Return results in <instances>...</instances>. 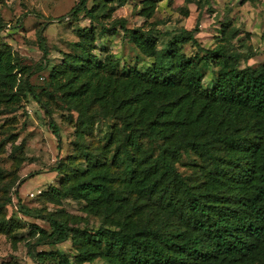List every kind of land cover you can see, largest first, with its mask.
Masks as SVG:
<instances>
[{
    "label": "rangeland",
    "instance_id": "obj_1",
    "mask_svg": "<svg viewBox=\"0 0 264 264\" xmlns=\"http://www.w3.org/2000/svg\"><path fill=\"white\" fill-rule=\"evenodd\" d=\"M76 1L0 0L3 24L0 43L8 45L18 60L33 70L28 82L47 103L51 115L48 118L21 89H17L18 100L10 106L0 100V264H34L26 253V244L35 238L33 226L49 231L48 224L37 218L36 213L53 214L64 219L69 227L92 232L99 227L116 229L123 222L135 226L155 223L165 229L176 226L177 216L156 196H147L141 190V185L152 179L150 166L162 149L187 184L203 191L210 189L218 197L225 193H247L254 181L250 174V179L243 177L247 163H242L241 150L216 136L231 135L236 139L239 134L254 139L259 124L253 119L247 123L228 120L215 104L203 106L200 113L204 120L194 123L201 100L185 95L180 89L170 90L132 78L127 72L131 69L143 72L153 59L143 55L123 35L120 25L150 32L158 50L183 29L190 30L197 24L194 37L201 48L222 46L236 55L238 67H255L264 61V0H104L103 11L95 10L94 21L81 14L75 20L67 16L58 20ZM91 5L92 0H87L86 7ZM41 26L48 55L45 66L38 69L39 63L43 64L36 40ZM101 27H113L115 31L101 32ZM229 29L236 32L231 35ZM86 34L88 44L82 48L78 42ZM178 46L188 57L206 56L207 62L201 59L199 64L203 71L202 87L209 88L219 67L216 58L205 55L190 41ZM69 58L79 59L83 65L90 61L97 63L90 72H76L75 87L82 84L95 89L97 95L105 94L107 102L101 101L103 110L100 102L89 103L86 114L80 117L77 106L64 101L61 92L53 94V98L46 95L48 71ZM67 76L71 79L73 73ZM119 100L134 102L131 115L141 126L135 131L138 133L135 146L125 143L122 116L112 110ZM175 105H179L177 119L181 118L186 127L181 131L172 130L170 125L175 110L166 118H157L156 114ZM127 106L119 113H124ZM49 119L57 128L59 141L51 133ZM152 119L157 129H165L163 138L143 134ZM189 138L197 143L208 140L211 155L201 156L192 148H181L180 143ZM231 157L238 159L240 166L230 163ZM56 163L60 170H51ZM130 168L132 175L128 173ZM98 171L109 180L105 197L88 202L49 194L52 188L88 178ZM17 203L29 208L31 215L20 213ZM50 249H58L67 256L75 254L69 239L53 246L35 245L37 251ZM81 264H104V261L95 256Z\"/></svg>",
    "mask_w": 264,
    "mask_h": 264
},
{
    "label": "trees",
    "instance_id": "obj_2",
    "mask_svg": "<svg viewBox=\"0 0 264 264\" xmlns=\"http://www.w3.org/2000/svg\"><path fill=\"white\" fill-rule=\"evenodd\" d=\"M87 0H77L71 9L63 16L77 19L84 15L88 20H95V10L102 12L104 0H92V5L86 7ZM246 1V0H243ZM252 1V0H248ZM3 24L0 23V29ZM123 35L145 56L152 57V63L143 72L135 69L127 71L132 78L143 82L159 84L166 89H180L185 95L201 100L202 105L194 118V123L204 120L200 111L203 106L215 104L221 115L228 119H239L244 123L248 120L259 124V133L254 139L243 138L236 134V139L231 135L216 136L222 142L241 150L242 163H247L244 169L250 183L247 193H225L217 195L212 190H199L187 184L180 174L168 161L165 152L160 150L158 158L152 161L149 172L153 174L150 181L141 185V190L147 196H156L164 207L177 216L178 223L173 228L165 229L157 224H144L135 226L123 222L116 229L99 227L95 231H87L77 227H69L62 218L53 214H37L49 226V231L35 225L32 242L26 244V253L34 264H81L95 256L103 259L104 264H264V61L257 66L245 65L238 67L236 55L228 53L222 46L214 49L201 48L194 37L198 32L195 24L190 30L183 29L180 34L169 39L167 44L156 50L155 38L150 32H141L138 29H128L120 25ZM112 32L113 27L109 28ZM101 27L100 31L109 30ZM44 26H41L36 35L37 46L41 51L45 66L48 50L42 36ZM224 30L221 29V32ZM236 31L229 29V34ZM87 34L79 41L82 48H86ZM190 41L205 52V55L216 58L218 68L209 88L201 84L203 71L200 60L207 62L206 56L188 57L179 50L178 44ZM79 59H64L54 65L47 74L46 95L53 98V94L61 92L67 103L77 106L76 111L80 117L86 114L89 103L100 102V109H104L102 102H107L105 94L97 95L95 89L85 85H76V72H90L96 62L83 65ZM73 73L70 79L67 75ZM33 74L29 66L22 64L12 49L0 43V100L5 106L18 100L19 89L30 97L43 109L44 114L50 118L47 103L42 100L39 93L33 90L28 78ZM18 89V90H17ZM165 89V90H166ZM97 90V89H96ZM62 98V99H63ZM119 100L113 107V112L122 116L126 134L123 136L127 145L137 144L140 121L132 117V103ZM76 102V103H75ZM128 105L124 113L120 109ZM175 105L169 111L156 112L157 118H166L175 110L173 119H170L172 130H184L185 125ZM115 108V109H114ZM176 108V109H174ZM105 113V112H101ZM155 114V115H156ZM48 126L51 133L59 141V134L54 122L49 119ZM166 128V127H164ZM165 129H157L155 119L148 121L143 134L163 138ZM190 139V138H189ZM200 142L198 139H196ZM201 143V144H200ZM197 143L194 139L182 141L181 148H192L196 153L211 155L208 140ZM177 148V147H176ZM220 159L219 157H216ZM233 165L240 166L238 159L231 157ZM159 162V163H158ZM214 164L216 160H213ZM125 168H128L126 165ZM253 168V169H252ZM257 168V169H255ZM59 171V163L52 169ZM128 173L132 175L130 168ZM249 178V179H250ZM248 179V180H249ZM109 180L102 171L71 183L60 185L49 191L51 196H70L93 202L106 196L109 189ZM141 183V181H140ZM18 204V211L24 215H31L29 208ZM67 239L70 240L75 254L67 256L58 249L37 251L35 245L41 243L56 245Z\"/></svg>",
    "mask_w": 264,
    "mask_h": 264
}]
</instances>
